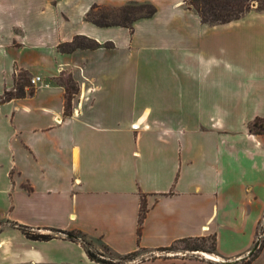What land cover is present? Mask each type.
Returning a JSON list of instances; mask_svg holds the SVG:
<instances>
[{
	"label": "crops",
	"instance_id": "crops-1",
	"mask_svg": "<svg viewBox=\"0 0 264 264\" xmlns=\"http://www.w3.org/2000/svg\"><path fill=\"white\" fill-rule=\"evenodd\" d=\"M130 3L154 12L87 18ZM76 36L99 46L60 49ZM18 73L25 95L0 100V264H113L67 232L130 264L249 255L264 214V133L248 130L264 118L263 11L206 23L185 0H0V97ZM209 235L212 253H157ZM254 251L247 264H264V239Z\"/></svg>",
	"mask_w": 264,
	"mask_h": 264
},
{
	"label": "trees",
	"instance_id": "trees-1",
	"mask_svg": "<svg viewBox=\"0 0 264 264\" xmlns=\"http://www.w3.org/2000/svg\"><path fill=\"white\" fill-rule=\"evenodd\" d=\"M185 2L190 8H192L197 13L200 20L206 23H225V22L235 20L238 17H240L242 14L247 12L252 7V4L255 2L257 3L255 6V9L264 12V0H185ZM139 6L145 7L148 9L145 16H149L154 12V8L151 5L140 4ZM92 21L99 25L110 24L107 22L100 23L95 20H92ZM117 24H123V23H117ZM78 39H83V40L89 41L90 43L89 44H84V43L79 44L77 42ZM98 46L99 44L93 40H90L85 37L76 36L71 42L61 45L60 49L64 51H69L74 48H95ZM27 82L28 80L24 76V74L18 73V75H16L14 79L13 90L4 91L2 97H0V100H7V99L25 95L26 91L24 90V86L26 85L28 86ZM74 90L75 88L71 92L70 91L68 92L67 88L65 87L66 103H65V108H64V114H67V108L70 103L71 94L74 92ZM27 93L29 94L32 93V89L29 88ZM248 130L251 133H256V134L264 133V118H255L248 125ZM143 215H144V207L141 204L140 210H139V218H138L139 222H141ZM19 228L22 229V231L25 233L27 237L32 238V239L47 240L52 237L51 234L36 233L33 230H30L29 228L22 226V225H19ZM67 234H69V236L72 239H78V238L80 239L90 259L95 260V261L106 262L104 261V259H99L96 256L97 255L96 252L92 251L88 247L87 243L80 237L79 233L67 232ZM187 241H208L209 242V246L207 248H199V247L193 246L190 248H186L187 250H192V251L198 250V251H204L208 253H212L215 250V236L214 235H209L207 237L180 239L176 241L175 243L187 242ZM262 242H263V239L262 241L258 243L257 245L258 248L261 246ZM172 245L173 244H171L170 246ZM128 255H131V254H128ZM254 255H255V251L250 253L248 256L239 259L238 261L225 262V263H213V264H247L253 258Z\"/></svg>",
	"mask_w": 264,
	"mask_h": 264
},
{
	"label": "rangeland",
	"instance_id": "rangeland-1",
	"mask_svg": "<svg viewBox=\"0 0 264 264\" xmlns=\"http://www.w3.org/2000/svg\"><path fill=\"white\" fill-rule=\"evenodd\" d=\"M256 6V2L253 3ZM140 4L137 3H130L127 5H124L121 8L118 9H96V10H91L87 14V18L90 20H95L98 22H107V23H123L125 25H128L132 19H134L137 16H142L145 15L147 12V8L139 6ZM252 8V7H251ZM262 21V20H261ZM77 42L79 44L84 43V44H89V41L83 40V39H78ZM61 82L64 83L65 87L67 88L68 92L72 91L74 89V84L68 79V78H61ZM73 88V89H72ZM68 104V102H67ZM261 230L264 232V228L258 224L257 232H256V237L258 231ZM83 240L84 238L80 236ZM264 239V237L262 238ZM262 239L260 241H262ZM85 241V240H84ZM260 241H255L256 247ZM199 247V248H207L209 246L208 241H187V242H177L174 243L172 246L164 249L157 251V253L161 255H169V254H186V256L194 255L191 250H187L186 248L190 247ZM96 256L99 259H104V261H108L113 264H130L131 260L133 258V255H116L112 253L109 249L105 247H100L98 251H96ZM199 255V254H196ZM238 261V260H235Z\"/></svg>",
	"mask_w": 264,
	"mask_h": 264
},
{
	"label": "built area",
	"instance_id": "built-area-1",
	"mask_svg": "<svg viewBox=\"0 0 264 264\" xmlns=\"http://www.w3.org/2000/svg\"><path fill=\"white\" fill-rule=\"evenodd\" d=\"M39 77H34V78H31L30 79V83H34L35 80H38ZM259 224L262 228H264V214L263 216L261 217L260 221H259ZM264 237V232L259 230L258 233H257V241H260L262 238Z\"/></svg>",
	"mask_w": 264,
	"mask_h": 264
},
{
	"label": "bare ground",
	"instance_id": "bare-ground-1",
	"mask_svg": "<svg viewBox=\"0 0 264 264\" xmlns=\"http://www.w3.org/2000/svg\"><path fill=\"white\" fill-rule=\"evenodd\" d=\"M201 255L203 257H206V258H215L214 256L210 255V254H207V253H201Z\"/></svg>",
	"mask_w": 264,
	"mask_h": 264
},
{
	"label": "water",
	"instance_id": "water-1",
	"mask_svg": "<svg viewBox=\"0 0 264 264\" xmlns=\"http://www.w3.org/2000/svg\"><path fill=\"white\" fill-rule=\"evenodd\" d=\"M254 5V4H252ZM256 249V244L249 250V254L252 253Z\"/></svg>",
	"mask_w": 264,
	"mask_h": 264
}]
</instances>
